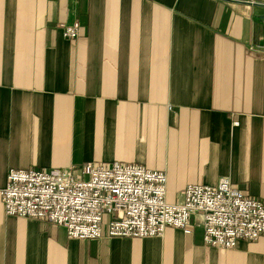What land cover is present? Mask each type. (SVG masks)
I'll return each instance as SVG.
<instances>
[{"label":"crops","instance_id":"0c3cea01","mask_svg":"<svg viewBox=\"0 0 264 264\" xmlns=\"http://www.w3.org/2000/svg\"><path fill=\"white\" fill-rule=\"evenodd\" d=\"M238 1L0 0V190L9 170L119 162L163 171L169 203L222 177L264 203V0ZM202 239H72L0 198V264H264V235Z\"/></svg>","mask_w":264,"mask_h":264},{"label":"built area","instance_id":"2783aa9c","mask_svg":"<svg viewBox=\"0 0 264 264\" xmlns=\"http://www.w3.org/2000/svg\"><path fill=\"white\" fill-rule=\"evenodd\" d=\"M59 27L63 38L77 39L78 22ZM179 195L181 201L167 202L163 171L119 162L9 170L0 190L6 216L61 226L78 240L159 237L166 228L190 234L199 227L205 247L229 250L240 240L255 242L264 235V203L233 186L228 177L214 187L188 185ZM105 216L110 219L104 232ZM196 216L199 220L190 223Z\"/></svg>","mask_w":264,"mask_h":264},{"label":"water","instance_id":"95a60500","mask_svg":"<svg viewBox=\"0 0 264 264\" xmlns=\"http://www.w3.org/2000/svg\"><path fill=\"white\" fill-rule=\"evenodd\" d=\"M221 1H225V2H234V3H243V4H252L250 2H241V1H238V0H221Z\"/></svg>","mask_w":264,"mask_h":264},{"label":"rangeland","instance_id":"374dc122","mask_svg":"<svg viewBox=\"0 0 264 264\" xmlns=\"http://www.w3.org/2000/svg\"><path fill=\"white\" fill-rule=\"evenodd\" d=\"M78 38V37H77ZM231 181V180H230ZM232 183V182H231ZM184 189V188H183ZM175 203V202H174ZM107 217H109V216H107ZM110 219V218H109ZM191 220V219H190ZM109 221V220H108ZM107 224V223H106ZM102 225H103V222H102ZM103 230V229H102ZM105 231H106V229H105ZM104 231V232H105ZM105 237V236H104ZM103 238V237H102ZM106 238H122V237H106ZM149 238H151V237H149ZM73 239V238H72ZM143 239V238H142ZM78 240V239H77Z\"/></svg>","mask_w":264,"mask_h":264}]
</instances>
